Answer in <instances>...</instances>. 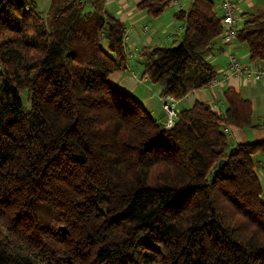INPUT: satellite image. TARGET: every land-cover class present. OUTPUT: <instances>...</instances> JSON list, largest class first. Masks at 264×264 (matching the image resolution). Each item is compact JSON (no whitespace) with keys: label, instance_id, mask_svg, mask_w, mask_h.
<instances>
[{"label":"trees","instance_id":"1","mask_svg":"<svg viewBox=\"0 0 264 264\" xmlns=\"http://www.w3.org/2000/svg\"><path fill=\"white\" fill-rule=\"evenodd\" d=\"M175 16L181 41L144 49L142 77L176 107L216 78L223 26L218 0ZM238 17L235 41L264 67V9ZM125 33L104 0H0V264H264V140L222 130L264 121L229 86L223 112L195 101L166 128L109 81Z\"/></svg>","mask_w":264,"mask_h":264},{"label":"crops","instance_id":"2","mask_svg":"<svg viewBox=\"0 0 264 264\" xmlns=\"http://www.w3.org/2000/svg\"><path fill=\"white\" fill-rule=\"evenodd\" d=\"M141 1L142 0H104V5L107 11L118 17L126 27L124 39L126 51L131 54H138L139 60H144L142 51L147 47L164 46L160 44L165 43L169 45L170 41L172 45H175L181 41H178L177 37L180 38L183 36V23L182 20L176 18L175 14L180 10H188L191 0H172L165 10L156 16L150 14L145 9L139 8L138 4ZM233 2L236 5L238 16L246 12H257L264 9V0H233ZM241 46L244 47L243 44H239L236 41L234 45L228 49H220L219 46L215 47L207 61L215 68L217 73L215 79H221V83L218 82L216 85L210 83L206 87L193 90L185 97L176 101V108H188L195 101H199L209 104L215 111L223 112L225 110V106L222 102L223 92L225 88L231 86L234 87L243 98L251 101L253 109L251 117L252 124L257 125L262 123L264 121V82H253L252 80L237 76H225L228 69L227 53L233 51L237 56L239 55V50L242 48ZM249 61L254 62V64H243L249 67H263L262 63L258 60L249 59ZM127 66V69L133 73L134 76H137L135 70L129 68L130 66L128 63ZM127 69L123 72H126ZM134 76L124 75L122 72H114L110 75L109 81L120 90L133 96L135 89H138L137 84L140 81V79H134ZM141 81L147 80L142 78ZM148 88L150 89V87ZM135 99L158 120L155 116L158 104L152 97H145L143 99L136 97ZM158 121L165 122V120ZM227 130V132L231 133L230 137L235 140L233 141L234 143L264 140V129L262 128H247V130H244L227 126ZM262 163V168L264 169V161Z\"/></svg>","mask_w":264,"mask_h":264},{"label":"built area","instance_id":"3","mask_svg":"<svg viewBox=\"0 0 264 264\" xmlns=\"http://www.w3.org/2000/svg\"><path fill=\"white\" fill-rule=\"evenodd\" d=\"M219 9L222 15L221 24L223 31L220 35V42L223 49H228L234 45L236 31L239 27V17L236 12V5L233 0H218ZM233 51H229L227 61V73L225 76H237L243 77L253 82H264V67H249L238 60V57L233 55ZM219 82L217 79H213L211 84L216 85ZM163 109L166 113V128L171 127L177 117V110L175 107V100L166 95L163 100Z\"/></svg>","mask_w":264,"mask_h":264},{"label":"rangeland","instance_id":"4","mask_svg":"<svg viewBox=\"0 0 264 264\" xmlns=\"http://www.w3.org/2000/svg\"><path fill=\"white\" fill-rule=\"evenodd\" d=\"M37 5H38V10L41 11V12H45L49 6V3H50V0H35ZM147 24V23H145ZM148 26V25H147ZM105 34L101 33L99 38L102 40V38H104ZM182 37H177L178 41L181 40ZM177 41V43H178ZM236 42V41H235ZM160 45H164V46H172V43L170 41L169 45L168 44H160ZM241 50H239V55L236 56V54L234 52L233 55L235 54L236 57H238V60H240V62L242 63H248V64H254V62L252 61H249V54L247 53V50L245 48V46H241ZM126 57H127V63L128 65L130 66L129 68H133L137 74V76H134L133 73H131L127 68V71L126 72H122L124 75H129V76H134L133 78L134 79H141L143 78L142 77V72H143V62L144 60L143 59H140L139 60V55L138 54H131L129 53L128 51H126ZM216 64V63H215ZM128 67V66H127ZM223 68V66H222ZM218 71V70H217ZM219 74V72H218ZM138 82V89H135V93L133 94V97L136 98H140V99H143L145 97H152L156 102H157V110L155 111V116L158 118V120H161V121H164L166 120L165 119V113H163V109H162V105H163V99L160 98V87L157 85V84H152L148 81H141V82ZM219 83H221V79H219ZM150 87V89L148 88ZM22 97L24 99H26V94L23 93ZM179 107V105H178ZM165 126H166V122H165ZM263 129V128H262ZM223 132L226 133L227 137L229 138V142L231 145H235L236 143H234L233 141H235L233 138H231V133L230 132H227V126L223 127L222 128ZM244 130H247L244 129ZM260 141V140H258ZM250 142H254V141H250ZM244 143V142H243ZM257 159V168H256V171L258 173L259 176H261V180H262V184H263V188H264V169L262 168L263 167V161H264V156H260V155H257L255 157Z\"/></svg>","mask_w":264,"mask_h":264},{"label":"water","instance_id":"5","mask_svg":"<svg viewBox=\"0 0 264 264\" xmlns=\"http://www.w3.org/2000/svg\"><path fill=\"white\" fill-rule=\"evenodd\" d=\"M224 163V160H220L219 162V165L223 164Z\"/></svg>","mask_w":264,"mask_h":264}]
</instances>
